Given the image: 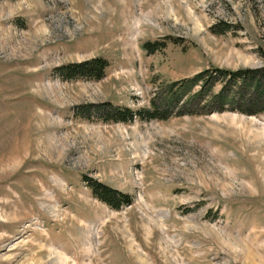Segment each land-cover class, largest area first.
Instances as JSON below:
<instances>
[{
  "label": "rangeland",
  "instance_id": "rangeland-1",
  "mask_svg": "<svg viewBox=\"0 0 264 264\" xmlns=\"http://www.w3.org/2000/svg\"><path fill=\"white\" fill-rule=\"evenodd\" d=\"M263 52L264 0H0V264H264V113L77 114ZM96 56L101 79L55 71Z\"/></svg>",
  "mask_w": 264,
  "mask_h": 264
},
{
  "label": "trees",
  "instance_id": "trees-1",
  "mask_svg": "<svg viewBox=\"0 0 264 264\" xmlns=\"http://www.w3.org/2000/svg\"><path fill=\"white\" fill-rule=\"evenodd\" d=\"M226 24L223 32L231 29ZM158 42H146L144 48L154 52ZM264 58V52L262 53ZM110 61L101 56L79 62H71L55 68L66 80L101 79L106 75ZM236 111L248 115L264 113V66L230 69L212 67L193 76L156 86L146 106L131 107L112 102L90 103L78 107L77 114L91 118L97 115L108 122H132L140 119H168L185 114H210L212 112ZM93 194L109 206L120 209L133 203L130 193L87 177Z\"/></svg>",
  "mask_w": 264,
  "mask_h": 264
}]
</instances>
